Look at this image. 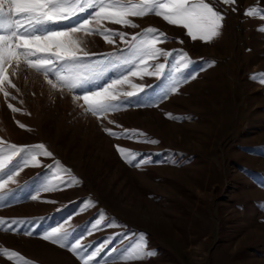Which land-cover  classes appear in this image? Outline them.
Wrapping results in <instances>:
<instances>
[{
    "label": "rangeland",
    "instance_id": "obj_1",
    "mask_svg": "<svg viewBox=\"0 0 264 264\" xmlns=\"http://www.w3.org/2000/svg\"><path fill=\"white\" fill-rule=\"evenodd\" d=\"M207 2L227 12L222 34L211 43L192 41L185 30L155 15L134 18L138 29L109 25L132 33L158 28L169 38L161 46L187 52L196 62L192 69L215 62L158 106H135L132 100V106L101 122L78 107L74 93L52 90L41 74L24 70L13 77L20 91L9 89L15 100L0 93V139L16 145L44 144L53 158L41 157L43 164L59 161L82 183L37 192L39 199L27 203L16 198L0 207V217L34 221L31 236L0 231V248L18 251L35 264H80L73 253L42 235L82 206L63 210L67 205L89 198L97 207L71 219L76 235L101 211L122 227L96 231L84 239L85 244L95 247L120 234L109 245L118 254L133 239L129 234L143 233L155 253L142 261L108 264H264V83L258 79L264 74V20L244 15L251 6L264 8V0H237L235 12L218 0ZM86 46L96 53L113 50L99 36L86 38ZM134 82L158 83L155 77ZM8 103L21 111L13 113ZM108 120L142 131L159 143L110 137L103 130L114 128ZM17 121L27 127L20 128ZM117 144L144 153L152 162L130 166L118 154ZM45 169L28 167L9 187ZM49 176L46 172L40 180ZM38 214L49 216L36 223ZM124 236L128 239L122 240ZM0 264L13 262L0 256Z\"/></svg>",
    "mask_w": 264,
    "mask_h": 264
},
{
    "label": "snow or ice",
    "instance_id": "obj_2",
    "mask_svg": "<svg viewBox=\"0 0 264 264\" xmlns=\"http://www.w3.org/2000/svg\"><path fill=\"white\" fill-rule=\"evenodd\" d=\"M218 3L231 6L232 11H236L237 0H218ZM149 15L185 30L192 41L211 43L222 34L227 12L217 10L207 0H0V93L6 100H15L16 96L9 89L17 93L20 89L13 82V77L26 70L41 74L52 90L74 93L72 98L78 107L101 122L107 120L109 114L132 106V100L136 101L135 106H158L179 93L181 86L195 79L205 66L215 62L206 61L201 68L192 69L196 62L187 52L161 46L169 38L156 27L149 26L132 33L109 26L138 29L140 25L134 18ZM244 15L264 20V8L251 6ZM94 36L101 37L106 44L113 46V50L106 53L89 51L86 38ZM145 77H155L158 83L144 85L134 82V78L143 81ZM258 79L264 83V74ZM7 107L13 113L21 111L12 103ZM17 123L20 128L27 127L19 121ZM108 123L114 128L103 130L117 140L159 143L158 140H149L142 131L124 128L111 120ZM115 147L121 158L132 167L140 168L152 162L150 157L132 148L120 144ZM41 157L53 158V153L42 143L16 145L0 139V207L14 202L26 187L13 189L9 186L17 184L16 178L28 167H44L50 174L40 182L37 192L50 193L81 185L82 181L72 175L71 169L59 161L44 165ZM30 199L38 200L39 196L30 195ZM80 203L82 206L77 213L46 230L42 239L67 249L79 259L80 264H108L109 260L121 259L142 261L155 254L148 248L143 233L129 234L133 239L118 254H115V246L109 248V245L120 234L106 237L95 247L85 244L84 239L96 231L121 225L101 211L80 235H76L71 219L97 207V202L89 198ZM21 226L28 227L20 232ZM0 231L31 236L34 221L0 217ZM123 239H128V236ZM0 256L13 264H35L7 247L0 248Z\"/></svg>",
    "mask_w": 264,
    "mask_h": 264
}]
</instances>
